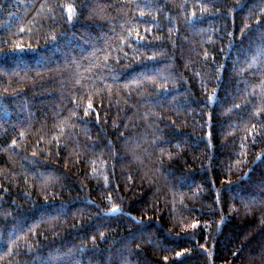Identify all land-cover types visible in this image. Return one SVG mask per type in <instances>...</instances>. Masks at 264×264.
<instances>
[{"label": "trees", "instance_id": "1", "mask_svg": "<svg viewBox=\"0 0 264 264\" xmlns=\"http://www.w3.org/2000/svg\"><path fill=\"white\" fill-rule=\"evenodd\" d=\"M0 264H264V0H0Z\"/></svg>", "mask_w": 264, "mask_h": 264}, {"label": "snow or ice", "instance_id": "2", "mask_svg": "<svg viewBox=\"0 0 264 264\" xmlns=\"http://www.w3.org/2000/svg\"><path fill=\"white\" fill-rule=\"evenodd\" d=\"M112 211H113V212H116V211H117V209H113Z\"/></svg>", "mask_w": 264, "mask_h": 264}]
</instances>
